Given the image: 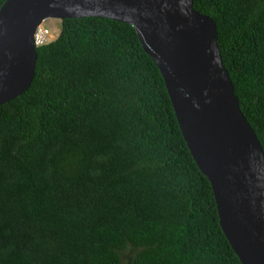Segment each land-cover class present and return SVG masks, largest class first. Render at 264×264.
Instances as JSON below:
<instances>
[{"label":"trees","instance_id":"1","mask_svg":"<svg viewBox=\"0 0 264 264\" xmlns=\"http://www.w3.org/2000/svg\"><path fill=\"white\" fill-rule=\"evenodd\" d=\"M192 6L264 150V0ZM35 47L28 88L0 103V264H242L134 28L65 17Z\"/></svg>","mask_w":264,"mask_h":264},{"label":"water","instance_id":"2","mask_svg":"<svg viewBox=\"0 0 264 264\" xmlns=\"http://www.w3.org/2000/svg\"><path fill=\"white\" fill-rule=\"evenodd\" d=\"M193 0H4L0 103L34 74L35 27L46 17L129 23L163 77L189 151L207 176L220 227L242 264H264V150L222 63L213 18Z\"/></svg>","mask_w":264,"mask_h":264},{"label":"rangeland","instance_id":"3","mask_svg":"<svg viewBox=\"0 0 264 264\" xmlns=\"http://www.w3.org/2000/svg\"><path fill=\"white\" fill-rule=\"evenodd\" d=\"M60 18L58 17H46L43 19L42 23L46 26L52 36H56L60 31ZM130 251H124L122 253L121 259L122 264H128Z\"/></svg>","mask_w":264,"mask_h":264},{"label":"built area","instance_id":"4","mask_svg":"<svg viewBox=\"0 0 264 264\" xmlns=\"http://www.w3.org/2000/svg\"><path fill=\"white\" fill-rule=\"evenodd\" d=\"M54 36H52L46 26L43 25V23H39L33 32V42L34 45H41L51 39H53Z\"/></svg>","mask_w":264,"mask_h":264}]
</instances>
